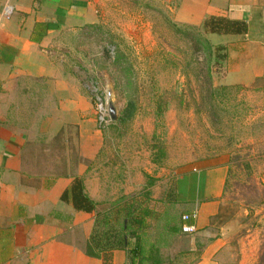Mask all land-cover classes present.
<instances>
[{
	"label": "rangeland",
	"instance_id": "1",
	"mask_svg": "<svg viewBox=\"0 0 264 264\" xmlns=\"http://www.w3.org/2000/svg\"><path fill=\"white\" fill-rule=\"evenodd\" d=\"M96 2L97 23L62 33L49 48L86 90L97 121L104 117L103 145L81 176L94 218L98 211L122 216L127 202L148 205L143 245L156 244L164 264H190L198 254L189 250L192 240L170 230L188 211L177 186L183 193L193 181L197 189L196 171L222 165L212 231L226 228L240 264H264V81L222 84V66L197 43L201 35L213 50L222 33L176 21L167 0ZM129 99L133 116L120 121ZM157 148L164 155L153 162Z\"/></svg>",
	"mask_w": 264,
	"mask_h": 264
},
{
	"label": "crops",
	"instance_id": "2",
	"mask_svg": "<svg viewBox=\"0 0 264 264\" xmlns=\"http://www.w3.org/2000/svg\"><path fill=\"white\" fill-rule=\"evenodd\" d=\"M166 8L176 21L197 26L209 17L243 21L244 31L220 35L226 53L220 81H264V0H167ZM97 12L96 0H0V264L104 263L84 250L93 213L74 209L69 194L61 198L98 156L101 128L86 90L49 49L62 33L97 23ZM196 174L197 189L190 181L182 195L177 186L185 210H198L196 231L185 234L189 250L198 251L190 264H240L226 228L212 231L226 168ZM109 262L127 264L126 251L113 250Z\"/></svg>",
	"mask_w": 264,
	"mask_h": 264
},
{
	"label": "trees",
	"instance_id": "3",
	"mask_svg": "<svg viewBox=\"0 0 264 264\" xmlns=\"http://www.w3.org/2000/svg\"><path fill=\"white\" fill-rule=\"evenodd\" d=\"M201 27L204 30L208 29L209 32L222 34L239 33L246 29L243 21H231L222 17H209L203 22ZM197 43L202 49L207 51L208 55L214 54L215 61H218L219 64L225 59L226 53L223 45H217L212 50L207 40L201 35L197 38ZM220 51L222 52L219 53ZM134 110L135 102L129 99L121 111L119 120L124 121L130 119L133 116ZM162 155H164L163 149L157 148L153 162L159 161ZM146 177L149 179L148 186H152L154 179L149 175ZM148 193L145 195V199H148ZM68 194L74 209L85 212L95 211L96 204L84 192L80 177L73 179L70 189L65 191L61 198H67ZM184 204L187 205L186 203ZM146 206L142 207L136 201L127 202L124 206V214L122 216H113L110 212H96L92 230L85 243V253L93 257L101 256L104 260L103 264H110V252L118 249L126 251L129 256V264H164L159 247L156 244H150L149 248L143 245V226L150 212L148 205ZM181 223L180 216L178 226H172L170 230L174 233L178 231L182 232ZM131 240H133V243Z\"/></svg>",
	"mask_w": 264,
	"mask_h": 264
},
{
	"label": "built area",
	"instance_id": "4",
	"mask_svg": "<svg viewBox=\"0 0 264 264\" xmlns=\"http://www.w3.org/2000/svg\"><path fill=\"white\" fill-rule=\"evenodd\" d=\"M8 14H9V10L5 7L2 11V16L7 17ZM98 120H99L98 122L101 125V123H103L104 121V117L102 115H99ZM197 212H198L197 208H194L190 211L184 212L181 215V222H182L181 231L183 233L190 234L196 231V227L192 221L197 217Z\"/></svg>",
	"mask_w": 264,
	"mask_h": 264
},
{
	"label": "water",
	"instance_id": "5",
	"mask_svg": "<svg viewBox=\"0 0 264 264\" xmlns=\"http://www.w3.org/2000/svg\"><path fill=\"white\" fill-rule=\"evenodd\" d=\"M108 114H109V118H110L112 121H115V120L117 119L116 114H115V108H114V106L112 105V103H109V104H108Z\"/></svg>",
	"mask_w": 264,
	"mask_h": 264
}]
</instances>
